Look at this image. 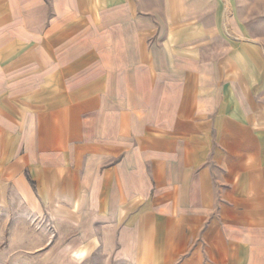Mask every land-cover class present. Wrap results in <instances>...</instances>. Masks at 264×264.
Instances as JSON below:
<instances>
[{"label":"crops","instance_id":"1","mask_svg":"<svg viewBox=\"0 0 264 264\" xmlns=\"http://www.w3.org/2000/svg\"><path fill=\"white\" fill-rule=\"evenodd\" d=\"M222 17L0 0V178L137 264H264V56Z\"/></svg>","mask_w":264,"mask_h":264},{"label":"rangeland","instance_id":"2","mask_svg":"<svg viewBox=\"0 0 264 264\" xmlns=\"http://www.w3.org/2000/svg\"><path fill=\"white\" fill-rule=\"evenodd\" d=\"M220 9L225 32L234 26L231 38L264 56V0H220ZM22 191L19 179L0 178V264H137L128 243L108 239L114 235L105 236V226L61 221Z\"/></svg>","mask_w":264,"mask_h":264}]
</instances>
